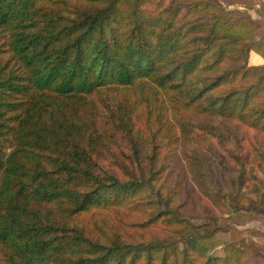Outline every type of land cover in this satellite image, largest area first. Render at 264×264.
Here are the masks:
<instances>
[{
  "label": "trees",
  "instance_id": "16d2710c",
  "mask_svg": "<svg viewBox=\"0 0 264 264\" xmlns=\"http://www.w3.org/2000/svg\"><path fill=\"white\" fill-rule=\"evenodd\" d=\"M235 3L0 0V264H254L211 210L264 208V37Z\"/></svg>",
  "mask_w": 264,
  "mask_h": 264
},
{
  "label": "rangeland",
  "instance_id": "374dc122",
  "mask_svg": "<svg viewBox=\"0 0 264 264\" xmlns=\"http://www.w3.org/2000/svg\"><path fill=\"white\" fill-rule=\"evenodd\" d=\"M241 1L244 3H248L249 1L252 3V6L246 7L238 4H230L227 5L228 9H240L247 10L250 17L257 22L258 25V36L264 37V0H235ZM242 4V3H241ZM249 61L251 63L260 62V56L252 52L250 55ZM263 63V62H262ZM213 144V142H212ZM215 147L220 149V146L213 144ZM229 148L235 149L234 145H229ZM248 148H244V152H246ZM222 155L224 158L232 165L235 166L234 159L230 156L229 153L222 150ZM258 158V154H254L250 156V161L253 165H257L255 159ZM102 167L105 168V164H102ZM223 173V172H220ZM220 184H223L224 187H230V182L226 181V175L219 174ZM264 178V176H263ZM188 185V189H190ZM252 188L247 189V191ZM195 203V201H194ZM190 205H192V200ZM191 207V206H188ZM198 210V207L196 208ZM261 209V208H260ZM212 212L218 216V224H214L215 226H219L220 228L215 234V237L223 242V241H232L235 244H251L252 250L249 253V259L254 264H264V208L261 209V212H245L242 211L238 215H232L228 211L224 209L211 208ZM201 222L202 220L192 219V222ZM223 243H220L219 246L214 248V252H220V248L223 247Z\"/></svg>",
  "mask_w": 264,
  "mask_h": 264
},
{
  "label": "crops",
  "instance_id": "0c3cea01",
  "mask_svg": "<svg viewBox=\"0 0 264 264\" xmlns=\"http://www.w3.org/2000/svg\"><path fill=\"white\" fill-rule=\"evenodd\" d=\"M252 52H253V51H252ZM252 52H251V53H252ZM251 53H250V55H251ZM262 62H263V59H262ZM262 62L260 61V62H257V63H251V62H250V63H251V64H261Z\"/></svg>",
  "mask_w": 264,
  "mask_h": 264
}]
</instances>
